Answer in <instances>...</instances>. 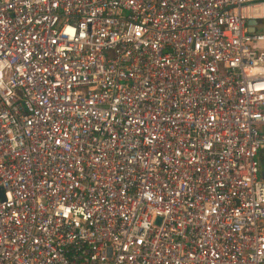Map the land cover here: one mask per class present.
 Instances as JSON below:
<instances>
[{
    "label": "built area",
    "instance_id": "built-area-1",
    "mask_svg": "<svg viewBox=\"0 0 264 264\" xmlns=\"http://www.w3.org/2000/svg\"><path fill=\"white\" fill-rule=\"evenodd\" d=\"M263 21L0 0V264H264Z\"/></svg>",
    "mask_w": 264,
    "mask_h": 264
},
{
    "label": "crops",
    "instance_id": "crops-1",
    "mask_svg": "<svg viewBox=\"0 0 264 264\" xmlns=\"http://www.w3.org/2000/svg\"><path fill=\"white\" fill-rule=\"evenodd\" d=\"M257 158L259 161L258 178L264 181V147L259 150Z\"/></svg>",
    "mask_w": 264,
    "mask_h": 264
},
{
    "label": "water",
    "instance_id": "water-1",
    "mask_svg": "<svg viewBox=\"0 0 264 264\" xmlns=\"http://www.w3.org/2000/svg\"><path fill=\"white\" fill-rule=\"evenodd\" d=\"M247 23H248V25H250V30H253L254 29V25L256 23V20L249 19Z\"/></svg>",
    "mask_w": 264,
    "mask_h": 264
},
{
    "label": "rangeland",
    "instance_id": "rangeland-1",
    "mask_svg": "<svg viewBox=\"0 0 264 264\" xmlns=\"http://www.w3.org/2000/svg\"><path fill=\"white\" fill-rule=\"evenodd\" d=\"M259 30H261V31L264 30V21L261 23V27L259 28Z\"/></svg>",
    "mask_w": 264,
    "mask_h": 264
}]
</instances>
